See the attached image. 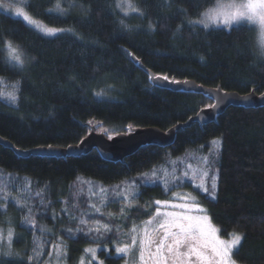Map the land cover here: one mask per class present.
Returning a JSON list of instances; mask_svg holds the SVG:
<instances>
[{
	"label": "trees",
	"instance_id": "16d2710c",
	"mask_svg": "<svg viewBox=\"0 0 264 264\" xmlns=\"http://www.w3.org/2000/svg\"><path fill=\"white\" fill-rule=\"evenodd\" d=\"M5 1L21 5V0ZM29 2L30 8L22 6L39 22L72 28L77 35L43 36L0 10V41L19 46L27 61L23 72L5 71L6 53L0 52V76L9 84L19 80L21 89L18 108L0 100V136L17 148L76 144L87 134L85 124L89 121L99 122L98 130L106 129L107 135L126 132L128 126L165 130L211 104L200 94L151 87L146 73L130 61L128 53L156 74L195 79L208 87L220 85L226 91L264 92V57L257 49L254 27L204 30L189 23L215 0H127L140 10L130 11L127 17L115 7L118 0H75V7L66 16L55 11L58 0ZM59 2L67 7L69 0ZM120 19L132 30H124ZM150 23L154 31L149 29ZM4 87L0 85V90ZM101 89L107 95L98 98L94 93ZM176 133L171 146L141 147L124 163L105 161L96 151L78 157L24 158L0 145V200L3 192L10 194L0 203V251L8 250L11 228V251L21 254L0 259L6 264H21L22 258L28 264V256H33L36 248L41 255L31 264H46L55 234H60L65 239L67 264H77L87 246L105 244L111 237L95 241L86 229L77 233L75 224H70V235L57 231L53 212L61 209V203L72 210L76 182L83 180L108 190L130 180L142 184L139 177L154 168L159 171L167 159H179L189 151L204 154L213 140H219L216 201L209 202L204 193L186 186L187 182L185 186L172 183L171 191L165 192L164 184L158 181V186L139 187L131 214L148 217L151 210L144 207L146 204L166 199L175 190L189 189L223 238L233 232L243 234L238 251H234L237 263L264 264V107H229L214 122L202 126L194 122ZM22 195L30 196L27 207L33 209L35 228L21 223L27 207L19 208L12 197ZM42 199L51 203L47 215H42ZM42 227L50 231L42 232ZM96 254L103 264H122L113 249Z\"/></svg>",
	"mask_w": 264,
	"mask_h": 264
},
{
	"label": "snow or ice",
	"instance_id": "6c2138e0",
	"mask_svg": "<svg viewBox=\"0 0 264 264\" xmlns=\"http://www.w3.org/2000/svg\"><path fill=\"white\" fill-rule=\"evenodd\" d=\"M22 5H27L28 8L31 7L29 0H21V5L13 6L10 4L3 3L0 0V8L5 11H11L14 13L15 17L22 18L26 24L34 29L35 31L41 33L43 36L53 37L58 34H70L76 36V32L72 28H56L43 25L34 16L30 15V12ZM75 7V0H69L67 7H65L61 2L56 3L55 11L60 16H66L72 8ZM115 7L119 9L125 17L129 15V12H139L140 10L135 7L130 2H118ZM121 27L126 31H131L130 26L125 22L124 19H120ZM193 26L201 25L204 30H235L234 26L238 28L241 25L248 26L252 28L256 24L260 27V55L264 57V0H215L213 7L204 10L200 14V18L195 21H189ZM149 29L154 31V26L150 23ZM77 38H79L77 36ZM0 52L6 53L3 60L4 65H6L5 71L10 72H23L26 66V57L24 51L19 46H14L12 41H0ZM132 56V53H128ZM136 58L133 56V60ZM149 80L153 83L159 81H167L172 84H179L180 81L175 78H170L168 75H156L153 76L149 73ZM187 84V81H184ZM0 85H4V90H0V100L5 101L8 105L19 107V93L20 81L9 84L8 81L0 76ZM10 89V90H9ZM94 95L98 98H103L107 95L104 89L97 91ZM214 99L219 100V97ZM210 109H215L217 104H208L206 106ZM89 124H92L89 121ZM95 127V126H94ZM131 127V126H129ZM107 132V130H104ZM112 139V136H108ZM212 145L216 146V152H218V146L220 141L213 140ZM203 147V146H201ZM51 149L52 146L48 145ZM202 161L205 165L204 168L198 170L197 174H191L188 171L183 173L181 177H175L173 174V181L176 186H185L184 182L187 180L189 183L186 186H190L194 191L202 192L209 202H214L217 199V176L211 174V169L215 163V160H210L208 156H203ZM142 184L135 181L129 184V188L122 189L118 195L123 196L124 203H131L133 199L138 198V189L141 186L147 187L149 185L158 186L157 173L155 168L149 173L142 174ZM29 183V182H26ZM165 192L171 191L170 182L167 177L163 180ZM15 190V189H13ZM106 191L101 189V192ZM41 193L38 192L37 196ZM180 201V203L172 202L171 200H156L154 203L160 207H157L154 214L149 212L150 218L144 222L143 228H138L135 224L131 228V243L124 244L122 246H117L115 248V253L118 257L127 256L133 248L138 246V259L139 264H237L234 259V251H238L241 241L244 239L242 233H230L228 239H224L220 235V229L213 223L211 216L207 213V210L201 205L196 203V197L191 193L187 194H177L173 193ZM10 194L8 192H3V199L0 203L9 199ZM30 196L22 195L20 198L12 197L15 205L19 208L24 209L27 207V200ZM40 207L44 209L42 215H47L48 208L51 207V203L47 204L42 199L40 202ZM89 207L94 210L95 213H100L101 207H97L95 204H90ZM161 208L165 209L161 211ZM171 209V210H169ZM6 211V205H5ZM63 212H67V209H62ZM125 209H121V214H123ZM27 215L23 216L21 223L25 226H31V228L36 227V217L32 215L33 209L27 207ZM195 213V214H194ZM83 213L79 220L80 225H86L88 221L83 218ZM111 216V214H109ZM52 218L57 219V215L53 212ZM70 219H75V216H71ZM95 224L97 227L95 229H89L91 232L93 230L100 231V221L96 220ZM102 227L105 231H110V225L103 224ZM42 232L50 231L46 227L41 228ZM72 233V229L67 230ZM77 233L81 232V228H76ZM69 238H72L71 236ZM11 239H12V229L9 228L8 231V250L0 251V257H11L15 255L16 257H21L20 253H13L11 251ZM34 243H38L34 241ZM42 247V245H41ZM56 248L57 256L62 254L63 249L54 245ZM86 253L91 254V260L97 261V264H103V261L98 260L95 248L85 249ZM33 256H28V264L34 258H38L41 253L33 249ZM51 255V254H49ZM133 255H135L133 253ZM0 264H6V262L0 259ZM21 264H24L21 258ZM83 264V261L81 262Z\"/></svg>",
	"mask_w": 264,
	"mask_h": 264
},
{
	"label": "rangeland",
	"instance_id": "374dc122",
	"mask_svg": "<svg viewBox=\"0 0 264 264\" xmlns=\"http://www.w3.org/2000/svg\"><path fill=\"white\" fill-rule=\"evenodd\" d=\"M2 2L9 4L5 0H2ZM13 6H16V5H13ZM0 10L5 11L3 8H0ZM5 12L15 17L14 13L11 11H5ZM16 18H19V17H16ZM199 18L200 17L195 18L192 21H195ZM19 19L22 20V18H19ZM253 27L256 32L257 49L260 52V46H259L260 27L258 24H256ZM13 45L16 46L15 44ZM219 146H220V143H219ZM219 146H218V149H219ZM215 149H216V146L210 143V146L207 152L204 154L199 153V152L197 153L194 151H189L185 155L180 157L179 159H176V160L171 159V158L167 159L166 161L167 164L165 163V165H163V167H161L159 171L156 170L157 181L163 183L164 178L167 177L170 184H172L173 174L175 177L183 176V173L185 171H188L190 175L197 174L199 169L205 167L201 159L203 156H208L210 160H213V159L216 160L217 153ZM216 173L217 172H216L215 163H214L211 169L210 175L215 174L217 176ZM149 175H151V173ZM139 179L142 181L140 177ZM133 181L134 180L132 181L130 180V182H125L124 184L118 187H115V189L113 190H108V188H104L106 190L104 192H101V189H103V187L101 186H95L94 184L85 182L83 180L76 182L72 190V197H71V201L73 205L71 208L72 210L70 211L69 209H67L68 210L67 212H63L62 209H66V207L63 203H61L60 204L61 209H58L56 213L57 215L56 224L58 228L57 231L58 232L63 231L65 232V234L70 235L67 230L71 228L70 224H75L76 228L79 227L81 229H86L87 230L86 233L92 236L95 239V241L96 240L104 241L106 236L111 237L109 238L110 240H106L107 242H105V244H100V245L93 244V245L87 246L85 249L95 248L97 249V252L103 249L105 250L107 254L110 252V249H113L114 254L116 255L115 248L117 246H122L124 244L131 243L132 233L130 230L133 227V224L138 226V228H143L144 222H146L150 218L149 214H148V217H144V218L133 217L131 212H132V209H134V207L137 205V199H133L131 203H124L123 196L118 195L120 190L129 188V184ZM185 182L189 183L187 180H185ZM173 193H177L181 195L191 193L193 196H195L194 193L189 189L187 190L178 189V190H175ZM173 193L170 196H168V198L161 199V201L171 200L172 202H175V203L182 202L175 195H173ZM156 200H159V199L157 198ZM156 200H152L151 203H148L144 206L146 209H148V211L151 210L150 212L153 214H154L155 209L157 207H160L158 205H155L154 202ZM195 202L199 204V201L197 198ZM90 204H95L97 207H101V211L103 215H101L100 213H95L94 210L89 207ZM122 208L125 209L123 214H121ZM163 210L165 209L161 208V211ZM73 212L75 214L77 213L76 214L77 217L73 215ZM82 213L84 214L83 218L88 221L86 225L79 224V220L81 218ZM109 214H111V216ZM71 216H75V219H70ZM96 220L100 221V225H101L100 231L97 232L93 230L89 232L88 231L89 229H95L97 227V225L95 224ZM103 224L110 225V231H105L104 228L102 227ZM111 234H115V236H112ZM55 235H56L55 242L53 243L51 251L49 252V254L51 255H48L46 264H67L65 239L60 234H55ZM224 239H228V238H224ZM54 245H58L63 249L62 254L59 257L57 256L56 248L53 247ZM85 249L83 253L80 254L81 256L79 257L77 264H81L82 261H83V264H94V262H96L97 264V261L91 260V254L86 253ZM133 253L135 255H133ZM138 255L139 253H138V246H137L136 248H133L132 251L127 256L122 257V264H139Z\"/></svg>",
	"mask_w": 264,
	"mask_h": 264
},
{
	"label": "water",
	"instance_id": "95a60500",
	"mask_svg": "<svg viewBox=\"0 0 264 264\" xmlns=\"http://www.w3.org/2000/svg\"><path fill=\"white\" fill-rule=\"evenodd\" d=\"M133 56L136 58L135 60H133ZM129 57L131 59L130 61L146 73L151 87L167 89L174 92L200 94L210 100L211 104H217V107L215 109H210L206 106L202 107L197 110L195 115L187 119L186 122H177L165 130L155 126H128L126 132L112 134V139H109L104 129L98 130V127L101 126L99 122H93L92 124L88 122L85 124L89 129L87 134L78 143L66 147L52 146L49 149L48 146H38L24 150L17 148L13 143L1 136L0 145L11 149L18 157L24 158L29 156L53 158L78 157L96 151L105 161L124 163L128 156L134 154L141 147L155 145L165 148L171 146L176 139V132L180 129L190 127L194 122H197L200 126L214 122L217 116L221 115L229 107L248 109L264 107V92L257 93L254 90L248 93L226 91L221 89L220 85L208 87L197 83L195 79H176L180 81L179 84H172L167 81L153 83V81L149 80V73L153 76L163 74H156L148 69L134 54ZM184 81L188 83L185 84ZM215 97H219L220 99L216 100L214 99Z\"/></svg>",
	"mask_w": 264,
	"mask_h": 264
}]
</instances>
